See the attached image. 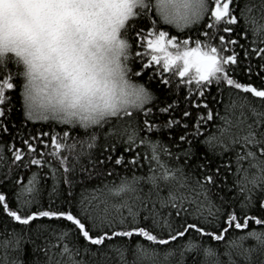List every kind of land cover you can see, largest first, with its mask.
<instances>
[{
    "label": "snow or ice",
    "instance_id": "obj_1",
    "mask_svg": "<svg viewBox=\"0 0 264 264\" xmlns=\"http://www.w3.org/2000/svg\"><path fill=\"white\" fill-rule=\"evenodd\" d=\"M63 2L65 0H0V15L3 14L6 4L47 5ZM103 2L109 6L107 12L110 18L114 48L113 75L118 91L114 95L113 102L103 108L92 109L86 115L79 116L74 120L70 114L35 104L30 94L28 82L23 83L22 93L25 114L29 119L55 121L59 124L72 126L73 131L79 125L84 130L98 128L99 132L93 131L87 139L75 140L73 143L67 142L70 137L68 131H64L59 140L56 135L48 137V133H43L44 137L50 139L52 151L46 153L41 150L39 158H33L36 148L28 140H24L23 143L27 145L28 159L23 158L20 149H15L12 154V162H19L17 163L18 168L22 166L29 169L32 166H39L50 169L49 174L54 183L47 193L50 201L48 209L33 210L34 206L39 205L43 195L41 176L39 172H33L27 178L26 183L24 177H19L14 181L13 200L17 204L16 210H10V205L6 202L7 197L3 193H0V210L21 225H29L30 222L39 218H47L50 223L40 227L44 231H48L57 243H47L46 254L49 249H55L57 245H61L59 252H53V256L58 257L55 264H87L84 260L76 259L80 254V249L65 242L73 231L95 246H101L106 240L110 241L114 237L131 238L134 234L145 237L147 241L154 244L168 245L178 238H183L190 231L216 241H223L230 229L233 231L247 229L249 220L258 225H264V220L247 215V211L254 205L253 194L257 193V190L259 191V211L264 213V89H258L252 84L240 83L229 75V71L238 66V53L234 49L239 48L243 53L241 59L249 60L245 65L247 74L249 76L255 74L259 77L260 72H254L252 68L249 49L239 43V38L242 37L247 41L248 34L251 32L250 43H264V25L259 24L255 18L249 16L251 7L243 0H155L154 5L145 3V0H103ZM152 6L155 7L166 23L174 24L178 29L197 25L194 30L196 36L203 34L204 40L208 43L190 37L184 39L181 45L176 42V36L166 39L168 34L160 31L155 39L147 41V49L149 50L147 54L150 55L147 62H141L139 69L135 66L130 67V60L135 65L144 55L139 51H134L137 45L129 42L130 39L136 40L140 35L139 26L133 20L140 15V11L147 10ZM237 8H239L240 18L244 20V27L239 32L234 31L239 24L238 16L235 14ZM209 18L213 20L211 25L208 23ZM212 28H215L216 32L209 36L208 32ZM219 32L223 34H218ZM130 33L135 35L130 36ZM233 36L237 38H233ZM193 42L196 46L189 47L188 45ZM217 42L219 46H213ZM225 44L234 46L231 54L227 56L222 54L229 51L224 47ZM170 47L176 50L175 53L169 51ZM252 55L259 58L258 68L260 71H264V47L253 48ZM161 63H163L164 72H170L175 66L176 71L173 74L181 77L182 83L187 86V102L197 109L200 107L208 109V105L206 103H193L195 99L193 86H195L196 93L200 97L204 96L202 89L209 85H215L221 94L223 93L221 85H225L251 94L262 102L259 107L253 106L245 96L239 104L241 119L233 122L228 115L220 117L224 123L223 126H218L219 135H210L203 141L210 149L215 150L217 146L220 147L219 153L214 152V154L223 156L224 159L216 161L215 165L208 161L207 157H203V163H197L191 171L185 172V168L188 167L187 161L193 155L191 150L193 140L201 134V124L212 120L213 113L211 110L207 111L206 116H197L195 131L191 133L187 131L188 125H181L180 120L169 119L163 125H155L152 108L145 111L146 106L154 99V96L144 84L134 83L133 77L139 79L142 70H151V65H160ZM5 87L13 89L15 85L13 83H6V85L0 83V105L6 103ZM229 99L231 100V96ZM175 107L177 105L169 104L159 111L168 113L170 109L175 110ZM236 107V101L231 100L230 104L225 105V111L228 113ZM245 109L251 112L253 117L251 122L245 114ZM5 115L4 107H0V117H5ZM217 115L219 114L217 113ZM190 116L191 113L187 110L182 113V119ZM113 120L117 123L111 125L109 131H105L104 125ZM150 120L153 122L150 123ZM173 126L185 129L184 134L179 136L174 145L175 152L162 141L151 138L154 127L158 130L160 127L170 129ZM141 131L145 132L146 135L141 136ZM190 135L193 140L188 139ZM101 136L103 142L98 143ZM120 142L124 144L125 152L132 156L131 160H126L124 154L114 158L113 153L116 152L117 143ZM77 143L80 145L78 152L76 150ZM184 143L188 145L187 148L182 146ZM237 146H239L240 151L236 152L234 158L235 170L233 175L235 179L233 184L238 188V193L244 195V199L240 202L243 223L240 222L236 209L230 203L225 202L224 197H220L221 204H217L210 195L213 187H221V185L224 188L228 187L226 183L227 173L233 169V161L231 156L225 154ZM41 147L45 149L49 145L41 140ZM135 148L146 150L142 154L139 151L133 152ZM45 155L49 157L47 161L44 159ZM141 155L149 162L148 176L137 177L134 175L131 180L123 177L118 185L113 182L111 187L105 186L110 195L124 197V199L119 203H109L107 199H101L95 194L86 196L84 192H81L80 198L75 204L76 212L74 214L72 210L75 199L73 189L76 181L69 179V175L76 173L77 166H79L80 172L87 173L85 179H91L93 175V171H90L82 163L83 159L87 160L92 170H97L109 162L112 163L113 168L126 163L133 166L140 165ZM162 157L167 159H162ZM69 158H71V163ZM4 159L3 149L0 148V161ZM167 160L176 161L178 166H170ZM53 161L60 167H55ZM180 161L185 163H180ZM244 162H247V168L244 167ZM153 164L155 167H152ZM10 172L11 166H9ZM196 172L199 175H196ZM105 174L111 175V171H107ZM96 175L99 176L101 173L96 171ZM141 180H146L152 186L148 193L149 198L152 195V190L156 191L157 200L150 201L151 208L138 195L141 189L137 185ZM62 184H67L68 188L63 189L60 187ZM162 185L168 189L166 197L160 196ZM92 191L95 193L99 190ZM129 194L133 195L129 196ZM59 200H63L67 206L66 210H63L59 205L53 207V204ZM157 203H159V208L156 207ZM141 210L148 214L142 217ZM190 218L196 222H189ZM53 221L56 223V227H53L51 223ZM141 221L150 223L148 227L140 226ZM211 228H215V230H206ZM93 229L96 230L95 234H93ZM164 236L166 238H163ZM249 237L257 241V247L264 249V233H258L255 230L229 240L228 246L230 249L241 247L242 242ZM19 239V237L16 238L17 247L19 246ZM9 243L11 242H6L5 247ZM257 247L246 249L247 256L245 258L250 260L251 253L256 251ZM200 248L199 244L191 240L184 245L185 251L195 250L197 254H199ZM84 251L87 252L88 249L85 248ZM115 251L119 253L120 259L123 261L125 250L116 248ZM136 253L137 260H134L133 264H137L138 260H149L151 257L159 255L154 248L148 249L140 244L136 247ZM203 253L205 260L217 256L216 264H219L218 255L211 247L203 248ZM172 254L171 251L166 253L165 258ZM181 255L183 257V253ZM226 255L231 261V252L229 251ZM53 256H49L47 264H54ZM13 264L16 262L13 261ZM201 264L204 262L202 261Z\"/></svg>",
    "mask_w": 264,
    "mask_h": 264
},
{
    "label": "trees",
    "instance_id": "obj_2",
    "mask_svg": "<svg viewBox=\"0 0 264 264\" xmlns=\"http://www.w3.org/2000/svg\"><path fill=\"white\" fill-rule=\"evenodd\" d=\"M251 7V12L249 16L255 18V20L264 25V0H243ZM155 0H151L150 5H154ZM140 11V10H138ZM235 14L238 16L239 24L235 27L234 31L239 32L244 27V20L240 18L239 8L235 10ZM133 22L137 23L140 30V35L136 40L130 39L129 42L137 45L134 48V51H139L142 54V57L135 65L132 64L131 60L129 66H135L139 69L140 63H146L150 58V55L147 53V40L159 35L160 31H164L168 34V37L176 36L177 41L180 43L184 39L188 38H198L201 39L204 43L208 41L204 40L203 34L196 36L195 29L197 25H189L182 29H178L174 24L166 23L163 18L159 15L154 6L150 7L147 10L140 11V15L134 18ZM208 23L211 25L213 20L208 19ZM223 27V25H222ZM213 32H216L215 28H212L208 35L211 36ZM218 34H223L219 32ZM135 35L133 33L129 34ZM233 38H237L233 36ZM227 39V35H226ZM252 39L251 32L248 34L247 41L244 38H239V43L244 45L245 48L249 49V58L252 65V68L255 71H259V77L255 74L249 76L247 74L245 65L249 60H243L241 57L243 53L239 48L234 50L238 53L237 63L238 66L232 68L229 71V75L233 79L237 80L240 83L252 84L258 89H264V71H260L258 68L259 58L252 55V49L257 47H264V43L252 44L250 43ZM194 46L195 43H191ZM213 46H219L218 42ZM224 47L229 49L222 53L227 56L231 54V50L234 48L233 45L225 44ZM151 70L144 69L141 71V76L139 79L133 77L134 83L144 84L145 87L153 94L154 99L146 106L145 111L148 108H152L154 124L163 125L169 119L180 120L181 125L187 124L189 133L195 131V121L197 116H206L207 111L211 110L213 113V118L211 121H207L201 124L200 135L193 140V137L190 135L189 140H193L192 144V158L187 161L188 167L185 168V172L192 170V167L197 163H203V157H207L208 161L213 162L215 165L216 161L223 160V156L215 155L219 153L220 147L217 146L215 150L210 149L206 144L203 143L205 138L210 135L216 134L219 135L218 126H223V121L220 117L228 115L233 122L237 119H241L239 104L241 99L247 96V99L250 104L253 106H261L260 101L254 98L251 94L245 93L242 90H236L230 88L229 86L221 85L223 88V93L215 86L209 85L208 87L202 89L204 96L200 97L196 93L195 86H193V96L195 97L193 103L208 105V109L200 107L199 109L191 106V103L187 102V86L182 83V78L173 73L176 70H171L170 72L163 71V64L160 65H151ZM167 81V83H164ZM0 83L6 85V83H13L15 87L13 89H7L5 87V105H0L4 107L6 115L5 117H0V148L3 149V155L5 159L0 161V193H3L7 197V203L10 205V210H16L17 204L13 200L14 196V181L19 177H24L26 183L27 178L33 172H39L41 176V187L43 189V195L40 198L39 205L33 207V210H47L49 206V197L48 192L51 190V187L54 183L52 176L49 174L50 169L48 167L40 168L39 166H32L29 169H25L22 166L17 167V163H13V152L15 149H20L23 153V158L28 159L27 145L23 143L24 140H28L29 143H32L36 148V153L33 158H39V153L41 150L44 152L52 151L51 141L48 137L56 135L58 140L62 138L63 132L68 131L70 137L68 143H73L75 140H84L87 139L93 131L99 132L98 128L84 130L77 125L75 131L72 130V126L59 124L55 121H42V120H31L25 114L24 108V99H23V79L20 75L17 65L9 60L8 62L0 64ZM235 100L237 107L232 111L226 113L225 105L230 104L231 100ZM169 104L177 105L175 110L170 109L168 113H161L159 109L167 107ZM187 110L191 113V116L188 118L182 119V113ZM217 113L219 115H217ZM245 114L249 117V122L253 118L251 112L248 109H245ZM153 121L150 120V123ZM115 120L110 121L109 124L104 125V130L109 131L110 126L116 124ZM6 129V130H5ZM119 131V129H117ZM235 131V129H233ZM185 129L183 127L173 126L172 128L160 127L158 130L154 127L151 138L153 140L162 141L167 147L172 149L173 152L176 151L174 147L175 143L178 141L179 136L184 134ZM43 133H48V137H44ZM141 136L146 135L145 132L141 131ZM126 139V137H124ZM41 140L49 145L48 148L42 149ZM103 142V137L101 136L98 140V143ZM184 148H187L188 145L184 143L182 145ZM80 145L77 143V152L79 151ZM146 149L144 148H135L133 152L139 151L143 154ZM237 151H240L239 146L235 149H230L225 155L231 156L233 161V169L227 173V188L213 187L210 195L212 199L217 203L221 204L220 197L225 198V202L230 203L233 208L236 209V213L240 222L243 223V218L241 216L240 202L244 199V195L238 193V188L234 186L233 181L235 176L233 172L235 170L234 158ZM124 154L126 160H131L132 156L128 155L125 152V146L122 142L117 143V150L113 153L114 158ZM44 159L47 161L49 157L45 155ZM70 163H71V158ZM162 159H167L162 157ZM170 166H178L176 161L167 160ZM90 171H93L91 179H85L87 173L80 172L79 166H77V171L75 174H70L69 179L76 181L75 187L73 189L74 197L73 200V212L75 214L76 207L75 204L80 198L81 192H84V195L91 196L93 194L99 196L101 199H107L109 203H119L124 197H115L108 193L106 185L111 187L113 182L119 184L123 177H127L129 180L135 175L137 177H146L149 175V162L147 159L141 155L140 165L133 166L131 164L117 165L115 168L112 167V163H107L103 168H98L97 170H92L91 165L88 164L86 159L82 160ZM180 163H185L180 161ZM53 165L57 168L60 167L59 164H56L53 161ZM9 166H11V172L9 173ZM155 167V164L152 165ZM244 167L247 168V162H244ZM96 171H99L101 175L97 176ZM107 171H111V175H106ZM6 174L7 178H6ZM199 175L198 172L195 173ZM63 189H67V184L60 185ZM141 191L138 192L144 199V203L151 208L152 204L150 201H156L157 195L156 191L152 190V195L149 198L148 193L152 189L150 183L146 180H141L137 185ZM99 190L98 192L93 193L92 190ZM133 194H129L132 196ZM168 195L167 187L162 185V190L160 191L161 197H166ZM259 191L253 194L254 205L251 209L247 211V215L256 216L261 220H264V213L259 211L258 204ZM59 205L63 210H66L67 206L63 203V200L56 201L53 204V207ZM156 207L159 208V203L156 204ZM230 210V209H229ZM23 215V212L21 213ZM148 213L144 210H141V216L147 215ZM126 215V210H125ZM189 222H196L194 219H189ZM50 221L47 218H39L36 221L30 222L29 225H21L19 222L12 220L7 216L6 213H3L0 210V264H13V261L16 264H47L49 256H53V252H59L60 246L57 245L55 249H49L47 254L45 252L47 243L56 244L57 241L50 235L48 231H44L40 226L47 225ZM53 227H56V223L51 222ZM150 222L141 221L140 226L148 227ZM202 223V221H201ZM178 226V225H174ZM63 227V225H61ZM209 231H214L215 228L206 229ZM255 230L258 233H264V225L255 224L252 220H249L247 229L245 230H229L225 235L223 241H216L207 236H201L198 233L190 231L186 233L183 238H178L176 241L170 242L168 245H159L154 244L153 242L147 241L145 237L134 234L133 237H121L113 238L112 240H106L105 243L101 246L91 245L90 242L80 237L79 234L73 231L70 237H67L65 242L70 246H76L80 249V254L76 257L78 260H84L87 264H133L134 260H137L136 247L138 244L144 245L148 249H155L159 255L151 257L149 260H138L137 264H201L203 261L204 264H216L217 256L207 258L205 260L203 248L211 247L214 252L218 255L219 264H264V249L257 247V241L254 238H247L242 242L241 247H236L230 249L228 246V241L236 239L240 236L246 235V232ZM95 229H93V234H95ZM219 234V233H218ZM19 237V246H16V238ZM163 238H166L164 236ZM191 240L194 243H197L201 246L199 254L194 251H185L184 245ZM11 242L5 247L6 242ZM257 247V250L251 253V259L248 260L245 257L247 256L246 249ZM87 248L88 251L85 252L84 249ZM116 248H120L124 251V260L121 261L120 255ZM172 252V255L165 258V254ZM231 252V261L226 253ZM95 253V255H93ZM183 253V257L182 254ZM58 257L53 256V261Z\"/></svg>",
    "mask_w": 264,
    "mask_h": 264
},
{
    "label": "clouds",
    "instance_id": "obj_3",
    "mask_svg": "<svg viewBox=\"0 0 264 264\" xmlns=\"http://www.w3.org/2000/svg\"><path fill=\"white\" fill-rule=\"evenodd\" d=\"M108 7L103 0L4 5L0 64L17 65L39 106L74 120L103 108L118 91Z\"/></svg>",
    "mask_w": 264,
    "mask_h": 264
},
{
    "label": "rangeland",
    "instance_id": "obj_4",
    "mask_svg": "<svg viewBox=\"0 0 264 264\" xmlns=\"http://www.w3.org/2000/svg\"><path fill=\"white\" fill-rule=\"evenodd\" d=\"M156 36H158V35H155L154 37L149 38V39H155ZM149 39H148V40H149ZM166 39H170V37L167 36ZM148 40H147V41H148ZM176 42H178V41H176ZM174 43H175V42H174ZM178 43H179V42H178ZM180 44L182 45V44H183V41H181ZM188 46H189V47H195V46H194L193 44H191V43H190ZM147 50H148V49H147ZM148 51H149V50H148ZM169 51L175 53L176 50H175L174 48H171V47H170V48H169ZM162 64H163V63H162ZM172 69H173V70H176L175 66H173Z\"/></svg>",
    "mask_w": 264,
    "mask_h": 264
}]
</instances>
